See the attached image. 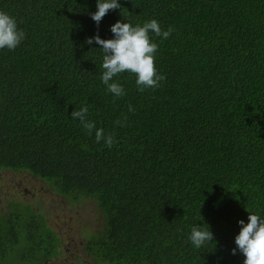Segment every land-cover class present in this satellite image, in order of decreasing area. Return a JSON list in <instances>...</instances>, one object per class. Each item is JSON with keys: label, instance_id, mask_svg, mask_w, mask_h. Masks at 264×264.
<instances>
[{"label": "trees", "instance_id": "obj_1", "mask_svg": "<svg viewBox=\"0 0 264 264\" xmlns=\"http://www.w3.org/2000/svg\"><path fill=\"white\" fill-rule=\"evenodd\" d=\"M118 2L97 25L96 0H0L25 32L0 49V169L93 198L105 223L85 251L98 264H243L231 252L237 221L264 219V0ZM152 19L173 29L149 33L166 79L140 92L121 73L116 98L100 80L102 49L85 40L113 38L117 20ZM84 105L114 134L111 148L71 118ZM193 226H209L214 241L195 248ZM59 247L29 207L0 213V264H43Z\"/></svg>", "mask_w": 264, "mask_h": 264}, {"label": "clouds", "instance_id": "obj_2", "mask_svg": "<svg viewBox=\"0 0 264 264\" xmlns=\"http://www.w3.org/2000/svg\"><path fill=\"white\" fill-rule=\"evenodd\" d=\"M118 0H96V11L91 13V19L99 25L102 18L110 11L120 9ZM113 38L102 39L98 34L87 38L85 43L92 44L93 40L103 52V69L100 80L106 87V91L114 97L119 98L125 95L123 86L114 80V77L121 73L128 72L135 76V84L138 91L144 92L146 89H156L160 87V82L166 77L157 72L154 64V57L158 50V45L151 41L149 33H154L157 37L167 39L173 29L169 27L162 30L155 20L145 21L142 25L135 26L130 23L117 20L110 26ZM25 39V32L19 29L16 19L5 11H0V49L7 48L14 50ZM128 111L134 112L132 105H128ZM89 109L86 105L71 112V118L78 119L86 134H95V141L111 148L116 140L114 134H105L103 128H97L94 121L88 119ZM127 116L123 121L116 120L114 123L120 127L125 126ZM247 211V210H246ZM237 223L241 226L239 233L235 236L236 247L231 250L235 255L237 250L243 254V264H264V219L256 214L248 212V222L240 219ZM188 240L199 249L208 242L214 241L213 233L209 226L191 227Z\"/></svg>", "mask_w": 264, "mask_h": 264}, {"label": "rangeland", "instance_id": "obj_3", "mask_svg": "<svg viewBox=\"0 0 264 264\" xmlns=\"http://www.w3.org/2000/svg\"><path fill=\"white\" fill-rule=\"evenodd\" d=\"M23 204L42 215L60 238L59 253L47 264H98L85 251L104 228V215L91 197H70L27 171L0 169V213Z\"/></svg>", "mask_w": 264, "mask_h": 264}, {"label": "flooded vegetation", "instance_id": "obj_4", "mask_svg": "<svg viewBox=\"0 0 264 264\" xmlns=\"http://www.w3.org/2000/svg\"><path fill=\"white\" fill-rule=\"evenodd\" d=\"M53 258H54V257H53ZM53 258H50V259H48V260H45L43 264H47L48 261L52 260ZM15 264H16V263H15ZM18 264H19V263H18ZM20 264H26V263H20Z\"/></svg>", "mask_w": 264, "mask_h": 264}]
</instances>
